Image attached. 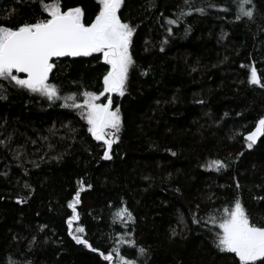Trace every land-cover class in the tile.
Instances as JSON below:
<instances>
[{
  "label": "trees",
  "instance_id": "16d2710c",
  "mask_svg": "<svg viewBox=\"0 0 264 264\" xmlns=\"http://www.w3.org/2000/svg\"><path fill=\"white\" fill-rule=\"evenodd\" d=\"M62 6L80 7L85 24L99 10L98 0ZM245 7L251 18H236L239 0H123L133 63L112 97L111 149L65 99L103 92L101 53L53 60L58 99L0 78V264H239L216 247L224 209L239 200L264 226V135L252 147L245 138L264 118V0ZM46 18L40 0H0V25ZM253 67L261 83H250ZM125 208L131 218L117 215Z\"/></svg>",
  "mask_w": 264,
  "mask_h": 264
},
{
  "label": "snow or ice",
  "instance_id": "6c2138e0",
  "mask_svg": "<svg viewBox=\"0 0 264 264\" xmlns=\"http://www.w3.org/2000/svg\"><path fill=\"white\" fill-rule=\"evenodd\" d=\"M40 2L48 18L23 24L15 29L0 25V78L15 81L17 85L40 93L49 100L58 99L57 87L48 83L49 73L53 69L50 62L52 58L101 53L104 61L111 66V70L103 77V92L99 95L84 93L86 99L83 105L75 103V95L65 99L72 101V107L85 108L88 131L97 141H103L108 149H111L117 138L116 132L120 130V111L119 108L112 110L110 97H107V103L96 101L104 93L124 95L129 67L133 63L129 47L134 29L128 23L122 22L118 15L123 0H98L99 10L90 24L83 22L80 7L64 10L62 0ZM251 3L252 0H239L237 19L241 16L252 17L253 9L245 7ZM14 73L26 74V78H20ZM250 83H261L254 67L251 69ZM107 129L115 130L111 134L113 139L107 138ZM260 135H264V118L260 119L255 130L247 135L246 139L251 141L248 147H252V143ZM104 158L110 159L108 151H105ZM213 165L217 170L223 166L218 160L212 161L209 167ZM79 195L77 191L74 199L68 204L73 212L68 220L69 228L72 222L78 219L76 204L79 203ZM121 214L131 218V213L126 208L117 213ZM218 227L220 231L216 233V247L221 252L234 253L239 264H256L257 261L264 260V226L251 222L239 200L235 202L234 207L224 209ZM76 232L83 233L84 229L77 228ZM73 239L91 247L86 239L78 235H74ZM104 259L111 260L112 255H105ZM121 261L122 264H133L123 257Z\"/></svg>",
  "mask_w": 264,
  "mask_h": 264
},
{
  "label": "water",
  "instance_id": "95a60500",
  "mask_svg": "<svg viewBox=\"0 0 264 264\" xmlns=\"http://www.w3.org/2000/svg\"><path fill=\"white\" fill-rule=\"evenodd\" d=\"M92 54H94V53H92ZM91 54V55H92ZM89 56V55H88ZM79 57H86V56H84V55H80V56H63V57H53L52 58V60L50 61L51 63L53 62V60H55V59H63V58H79ZM51 73H52V71L49 73V78H48V80L50 79V76H51ZM18 74H21V75H25L26 76V74H23V73H18ZM115 93H109V97L111 98V101H112V97H113V95H114ZM257 126V125H256ZM256 128V127H255ZM255 128L251 131V132H253L254 130H255ZM251 132H249V133H251ZM248 133V134H249ZM248 134H246L245 135V138L247 137V135ZM263 135H260V136H258L257 137V139H256V141L253 143L254 145H256V144H258V142H259V140L261 139V137H262ZM103 142V141H102Z\"/></svg>",
  "mask_w": 264,
  "mask_h": 264
},
{
  "label": "rangeland",
  "instance_id": "374dc122",
  "mask_svg": "<svg viewBox=\"0 0 264 264\" xmlns=\"http://www.w3.org/2000/svg\"><path fill=\"white\" fill-rule=\"evenodd\" d=\"M129 53H130V47H129ZM17 75H20V74H18L17 73ZM23 78H26V76L25 77H23ZM117 94V93H116ZM99 95V94H98ZM107 97H109V93H104V95L103 96H99V99L96 101V103H107L108 102V99H107ZM111 107H112V110H115V108L111 105ZM107 132H108V137L107 138H109V139H113V137H112V132H114V130L113 129H107L106 130Z\"/></svg>",
  "mask_w": 264,
  "mask_h": 264
}]
</instances>
